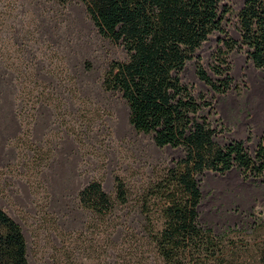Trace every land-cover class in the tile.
I'll return each mask as SVG.
<instances>
[{
	"label": "rangeland",
	"instance_id": "obj_1",
	"mask_svg": "<svg viewBox=\"0 0 264 264\" xmlns=\"http://www.w3.org/2000/svg\"><path fill=\"white\" fill-rule=\"evenodd\" d=\"M245 0H224L227 32L240 40ZM221 34L204 42L182 72L221 144L242 141L254 153L264 137V70L246 47L228 55L232 84L218 93L197 74L212 66ZM124 48L103 37L80 0H0V207L22 226L30 264H164L143 236L136 200L113 224L83 207L92 180L114 193L116 177L136 188L180 159L183 148L158 146L130 122L119 91L104 85ZM201 222L230 234L249 264H262L264 177L234 167L200 177ZM115 226V227H114ZM111 235L115 243L106 242Z\"/></svg>",
	"mask_w": 264,
	"mask_h": 264
},
{
	"label": "trees",
	"instance_id": "obj_2",
	"mask_svg": "<svg viewBox=\"0 0 264 264\" xmlns=\"http://www.w3.org/2000/svg\"><path fill=\"white\" fill-rule=\"evenodd\" d=\"M80 1L101 35L126 51L124 59L110 64L105 87L122 94L137 131L151 134L158 146L184 151L136 188L116 177L114 193H108L100 181H90L80 192L81 205L109 224H126L120 207L134 197L143 223L140 233L151 240L164 264H249L246 250L230 234L218 235L201 222L199 177L234 167L264 177V137L254 153L242 141L219 143L217 130L203 114L211 102L195 96L182 72L215 33L221 34L212 66L218 80L197 63L198 76L214 91L223 93L231 86L228 55L235 49L246 47L255 66L264 70V0H245L238 12L240 40L225 28L231 10L224 0ZM106 242L115 243L111 235ZM257 251L264 264V238ZM0 264H30L24 230L2 207Z\"/></svg>",
	"mask_w": 264,
	"mask_h": 264
}]
</instances>
